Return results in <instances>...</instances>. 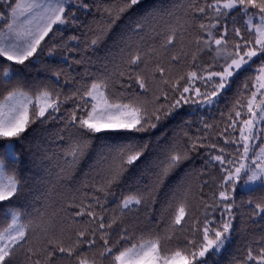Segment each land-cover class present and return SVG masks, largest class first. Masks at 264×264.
Returning a JSON list of instances; mask_svg holds the SVG:
<instances>
[{
	"label": "snow or ice",
	"instance_id": "1",
	"mask_svg": "<svg viewBox=\"0 0 264 264\" xmlns=\"http://www.w3.org/2000/svg\"><path fill=\"white\" fill-rule=\"evenodd\" d=\"M141 4L142 0H119L118 7L103 9L106 16L94 22L95 27L77 16L78 10L89 9L82 0H13L0 11V88L6 90L0 98V212L9 220L0 228V264H220L237 231L236 209H248L241 226L245 232L249 223L264 221V195H250L264 192V0H205L192 6L191 16L185 12L183 17L145 5L124 24L123 46L113 54L111 71L105 65L101 75L85 72L91 82L85 80L70 95L47 83L25 81L24 70L39 62L46 38L61 37L48 49L49 56L63 48L79 54L73 63L83 64L87 52L95 51L122 17ZM238 17L243 19L240 26ZM82 27L87 30L81 35L64 39L66 29L79 32ZM202 56H209L210 62L199 63ZM189 58L193 70L180 71ZM62 59L68 63L69 56ZM256 60L259 64L253 69ZM249 69L254 75L245 77L225 126L214 137L210 133L218 125L203 117L198 121L203 132L185 131L164 144L157 137L153 158L144 169L148 182L129 188L127 194L115 191L124 173L148 153L150 135L162 121L185 106L194 114L217 105ZM48 70L57 85L67 74L63 68ZM68 104L72 107L64 108ZM49 121L62 124L58 184L72 178L94 141H102L92 182L85 183L84 190L56 193L60 208L51 211L55 184L30 185L21 175L24 160L19 150L33 125ZM192 123L185 121V126ZM117 138L128 142L103 143ZM197 158L199 169L185 172L172 191L164 231L129 226L126 216L141 205L154 204L166 181ZM213 185L215 191L205 196L204 189ZM238 192L249 198L238 204ZM110 198L115 208H109ZM193 201L203 209L194 219ZM255 243L257 247L249 246L238 264H264V234Z\"/></svg>",
	"mask_w": 264,
	"mask_h": 264
},
{
	"label": "trees",
	"instance_id": "2",
	"mask_svg": "<svg viewBox=\"0 0 264 264\" xmlns=\"http://www.w3.org/2000/svg\"><path fill=\"white\" fill-rule=\"evenodd\" d=\"M13 0H7V3H11ZM83 3L89 5L88 10L80 9L77 11V16L83 22L84 25L96 26L94 22H102V17L106 16L103 12L105 7H118L119 0H82ZM210 2V0H209ZM7 3L5 0H0V11H5L7 9ZM205 3V0H142V4L137 8H134L129 13H126L119 25L115 27L109 35L101 42V44L95 49V51H88L84 57L83 64H75L72 62L73 59H80L79 54L73 52L68 53L67 49L58 48L56 54L53 56L48 55V49L55 42L59 44L61 42V37L59 34L52 37L51 39L46 38L47 43H42L43 51L38 52V63L30 65L28 69L24 70V79L27 84L31 85L34 83H47L50 87H56L63 95H70L71 92L79 87L81 83L85 80L90 83L91 81L85 76V72L92 75H101L105 71V65H107V70H112L111 60L113 54L119 52L121 43L122 29L125 23H127L129 17L137 16L145 5H152L162 8L166 11L174 12L175 16L183 17L185 12H188L189 16L192 15V6H201ZM99 9V10H98ZM236 13L233 12L232 15ZM203 20V17H200ZM229 27H232L231 16L228 18ZM170 22L175 23L174 18H170ZM199 23V21H197ZM3 22L0 21V26ZM243 24V19H237L236 26ZM86 28H81L79 32L75 29H66L64 33V39L67 35L75 33L76 35H81L82 32L86 31ZM198 31V29H196ZM51 36V34H50ZM231 39V36L229 37ZM84 37L81 36V40ZM145 41L148 44L152 43V40L147 36ZM81 48L83 45L81 44ZM69 56L68 63L63 61V57ZM209 56H202L199 63H209ZM259 64V60L253 64V69ZM70 67V71H68ZM63 68L66 70V75H62L57 85L55 78L52 77V73L48 69ZM253 69H249L247 72L242 73L235 82L231 85L230 90L224 93L220 98L217 105L211 108H199L194 114L191 108L185 106L183 109L178 110L179 114L173 115L168 119L161 122L160 126L153 134L150 135L152 146L149 148L148 153L144 158L136 165L131 167L127 172L124 173L121 178L120 185L115 188L117 193L127 194L129 188L135 190L137 187L142 188L144 184L148 182V174L145 173L144 169L146 166V161H150L153 158L155 150V141L157 137L160 138L161 143H170L174 137L177 135L183 136L185 131L190 134H195L197 128L201 129L203 132L202 125L198 123L201 117L204 118L209 124L218 125L214 128L211 136H215L216 132H219L224 126L227 120V114L232 108L233 101L238 95V90L243 91V82L245 77L254 75ZM180 71L193 70L189 64L181 65ZM83 78V79H82ZM117 87H119L117 85ZM138 91V88L136 89ZM6 90L0 88V98L3 97ZM151 99V94L148 96ZM243 99V97H242ZM246 103V100L244 101ZM72 107L71 104L65 105L64 108ZM63 111V109H62ZM221 113H224L222 116ZM193 121L191 126H185V121ZM62 124L58 121H49L43 125L36 124L33 125L27 133L25 142L19 149L22 151L24 163L21 167V175L28 180L29 184L39 182V181H49L48 184L41 185L42 188L51 187L55 184V190L52 196L51 210H58L60 208V197L56 194L59 192L73 193L76 190H84L83 185L85 183H91L96 175V171L99 167L97 161L100 159L101 155V144L102 141L97 140L93 142L92 147L88 150L87 154L81 160L76 171L73 173L72 178L65 180L63 183H56L55 173L59 171L56 167L57 159L56 157L60 155V148L63 146L58 141V135L60 133V128ZM144 139H149V134H143ZM128 141L125 139H114L108 140L103 143L107 144H125ZM222 143V141H221ZM107 148L103 149V154H107ZM48 157L49 159H45ZM201 165V160L197 158L194 163L187 164L177 173H174L172 177L166 181L165 186L157 193V200L153 204L151 202L141 205L138 211H134L126 216L129 226L135 225L137 228H147L149 231L155 232L157 229L163 232L167 226L169 219L168 214L165 212L167 208L168 200L171 198L172 191L175 189L176 185L180 183L181 179L184 177L185 172L195 168L199 169ZM50 170L51 175L48 171ZM218 174V173H215ZM207 179L208 177H204ZM88 191H91L89 188ZM215 191V186L206 187L204 189V194L207 196L211 192ZM253 199H259L264 192L256 191L250 194ZM249 194L246 192H238L236 194V201L239 204L241 200H247ZM4 207H7L5 203ZM109 208H115V203H109ZM203 209L198 201H193L191 214L194 219L200 216ZM237 219L235 221L237 231L234 233V237L231 245L228 247L227 251L224 252L223 256L220 258V264H238V261L243 260L246 255L249 246L255 249L256 239L264 234V221L259 222L257 225H252L249 223L248 231L242 230V221L247 220L246 208L236 209ZM202 218V217H201ZM10 219V218H9ZM9 220H6L3 213L0 212V228L6 227ZM191 221H189V224ZM185 227H188L186 224ZM118 231V229H117ZM137 236L140 235L139 232L136 233ZM116 239V235H113V240ZM100 245H97L99 249ZM91 256V253H89ZM107 264V261L104 262Z\"/></svg>",
	"mask_w": 264,
	"mask_h": 264
}]
</instances>
